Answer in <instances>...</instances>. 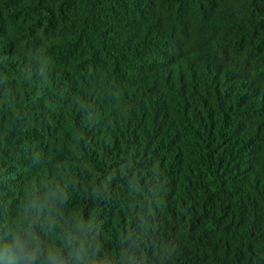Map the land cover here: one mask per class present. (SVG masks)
Masks as SVG:
<instances>
[{"label": "trees", "instance_id": "16d2710c", "mask_svg": "<svg viewBox=\"0 0 264 264\" xmlns=\"http://www.w3.org/2000/svg\"><path fill=\"white\" fill-rule=\"evenodd\" d=\"M0 264H264V0H0Z\"/></svg>", "mask_w": 264, "mask_h": 264}]
</instances>
